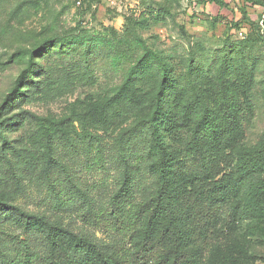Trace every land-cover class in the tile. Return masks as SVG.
I'll return each mask as SVG.
<instances>
[{"label":"rangeland","instance_id":"obj_1","mask_svg":"<svg viewBox=\"0 0 264 264\" xmlns=\"http://www.w3.org/2000/svg\"><path fill=\"white\" fill-rule=\"evenodd\" d=\"M223 1L228 5L217 0H0V104L25 67L23 60H10L14 53L35 52L39 80L4 109L19 119L3 127L7 143L0 135V198L58 220L106 250L121 242L120 234L86 224L82 212L108 205L126 161L140 164L131 179L135 201L156 188L143 119L150 115L160 80L157 62L138 70L132 103L118 92L144 56L142 43L166 61L173 80L160 120L170 150L193 153L194 129L206 121L196 91L214 109L213 118H225L220 76L237 91V120L234 130L222 120L219 136L201 143L209 161L225 175L237 151L264 145V0ZM45 130L52 138L50 160ZM8 142L36 165L8 150ZM41 173H49V180ZM15 176L23 185L17 191ZM257 185L261 188L246 202L260 208L258 215L246 209L227 223L226 205L225 240L203 257V264H264V171ZM0 225L24 235V226L10 213L0 214ZM28 239L33 249L46 251L43 234L28 233ZM17 247L0 236V260L14 256Z\"/></svg>","mask_w":264,"mask_h":264},{"label":"trees","instance_id":"obj_2","mask_svg":"<svg viewBox=\"0 0 264 264\" xmlns=\"http://www.w3.org/2000/svg\"><path fill=\"white\" fill-rule=\"evenodd\" d=\"M217 1L222 6L228 5L223 0ZM142 48L144 56L131 68L118 92L125 95V101L132 103V83L138 70L151 60L157 62L160 80L151 96L150 115L143 119L151 137L149 148L153 159L149 161V166L157 175L156 188L148 197L135 201L131 192V179L140 164L126 161L120 186L111 195L108 205L98 210L90 205L82 212L86 224L120 234L122 243H115L112 250H106L91 237L65 227L58 220L30 212L9 198H0V214L10 213L24 226V235L19 236L9 233L0 225V236L18 246L15 255H3L0 264H203V257L218 250L225 240L229 224L222 222V214L226 205L230 204L225 219L227 223L246 209L258 215L260 208L246 200L251 199L261 188L257 183L264 171V145L237 151L231 171L219 176L220 173L209 161L201 144L204 140L219 136L222 120H227L234 130L237 120L236 89L225 85L222 77H219L224 119L213 118L214 109L206 102L204 95L196 91L206 121L203 127L194 129L193 153L182 155L170 150L164 141L160 120L163 118L164 96L173 80L166 61L144 43ZM34 53L30 49H22L10 56V60L25 61V67L17 84L0 104V135L3 143H7L3 127L13 125L19 119H11L6 110L39 84L35 74L37 62ZM32 116L37 117L34 114ZM44 137L46 154L50 160L52 138L48 130H45ZM8 150L15 152L30 166L36 165L33 159L25 155V150L18 149L10 142ZM6 154L10 160L8 152ZM41 175L49 180V173ZM15 180V190L22 189L18 177L15 176ZM28 233L45 236V252L32 248Z\"/></svg>","mask_w":264,"mask_h":264}]
</instances>
